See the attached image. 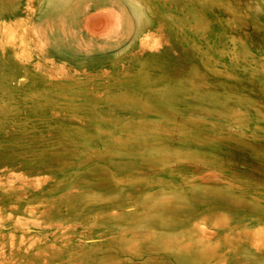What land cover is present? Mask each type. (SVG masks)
Wrapping results in <instances>:
<instances>
[{
    "label": "rangeland",
    "instance_id": "1",
    "mask_svg": "<svg viewBox=\"0 0 264 264\" xmlns=\"http://www.w3.org/2000/svg\"><path fill=\"white\" fill-rule=\"evenodd\" d=\"M0 264H264V0H0Z\"/></svg>",
    "mask_w": 264,
    "mask_h": 264
},
{
    "label": "bare ground",
    "instance_id": "2",
    "mask_svg": "<svg viewBox=\"0 0 264 264\" xmlns=\"http://www.w3.org/2000/svg\"><path fill=\"white\" fill-rule=\"evenodd\" d=\"M195 23V22H194ZM205 26V25H204ZM198 27V26H197ZM200 28H202V27H200ZM238 31V30H237ZM149 36H151L149 33H146V34H144V36L142 37V41L143 42H146V41H148L149 39ZM203 234V233H202Z\"/></svg>",
    "mask_w": 264,
    "mask_h": 264
}]
</instances>
